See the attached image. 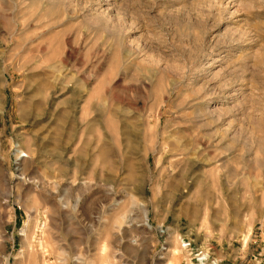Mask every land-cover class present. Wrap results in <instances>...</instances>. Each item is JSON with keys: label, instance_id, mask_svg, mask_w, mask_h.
<instances>
[{"label": "rangeland", "instance_id": "374dc122", "mask_svg": "<svg viewBox=\"0 0 264 264\" xmlns=\"http://www.w3.org/2000/svg\"><path fill=\"white\" fill-rule=\"evenodd\" d=\"M0 264H264V0H0Z\"/></svg>", "mask_w": 264, "mask_h": 264}]
</instances>
